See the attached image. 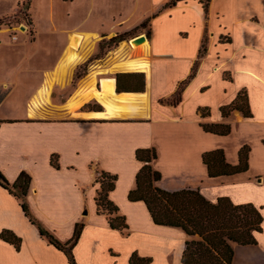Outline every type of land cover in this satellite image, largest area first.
Here are the masks:
<instances>
[{
	"label": "crops",
	"instance_id": "1",
	"mask_svg": "<svg viewBox=\"0 0 264 264\" xmlns=\"http://www.w3.org/2000/svg\"><path fill=\"white\" fill-rule=\"evenodd\" d=\"M25 1L0 0V20L19 15L20 3ZM129 1L134 6L139 4V0ZM167 1L152 0L146 11L159 5V9L152 11L151 15L157 14L153 20L160 13L168 17L177 14V19L184 17V23L178 24L173 34L188 37L187 30L192 29L197 31L198 41L192 52L182 49L183 46H162L151 28L147 39L148 55L150 51L153 55L152 78L149 93L144 92L148 94V104L151 96L152 107L150 117L144 121L100 122L47 115L44 107L50 104L53 88L71 75L69 71L66 78L57 76L59 53L62 57L75 33L99 32L82 26V22L57 28L56 21L64 17L57 11L68 4L75 7L80 0H30L26 10L33 19L32 36L22 23L17 32L14 25H0V172L11 183L22 171L30 175L26 197L29 208L60 241H68L75 225L84 223L73 249L77 264H129L133 252L151 258L149 264H182L185 231L157 225L146 204L130 201L128 194L136 187L142 166L136 150L156 144L152 122L189 124L199 139L194 147L199 175L169 177L162 166L155 164L153 167L162 175L157 185L168 191L198 189L214 203L220 197H229L236 205H255L263 215V231L257 234L255 245L233 244L232 264H264V173L257 172V165L263 164V160L255 158L251 143L248 174L221 176L223 181L210 178L208 173L206 177L201 164L205 151L222 148L228 162L237 164V152L246 141L212 139L213 135L200 127L228 123L232 133L234 127L240 130L246 122L264 123V0H211L207 14L199 0L182 1L159 11ZM217 1L223 3L217 5ZM160 23L163 25L164 19ZM53 31L59 34L58 41L39 38L42 32ZM221 36L226 40L222 42ZM203 43L205 53L201 55ZM197 61V72L185 87L181 102L176 106L160 104L159 98L172 95ZM176 72L180 75L171 79ZM160 85H169V89L160 91ZM44 87L50 89V94L46 92L43 100L41 97V107L32 108ZM242 89L247 90L252 116L246 118L238 110L223 116L221 107L230 104ZM199 107H208L210 115L201 116ZM202 142L206 144L198 146ZM256 146L259 151L260 142ZM53 155H57L58 168L51 163ZM97 171L117 175L109 198L118 206L119 214L126 217L128 228L124 231L113 229L108 216L97 211ZM6 229L22 242L17 249L0 238V264H70L66 254L42 237L38 227L29 221L20 200L0 185V233Z\"/></svg>",
	"mask_w": 264,
	"mask_h": 264
},
{
	"label": "trees",
	"instance_id": "2",
	"mask_svg": "<svg viewBox=\"0 0 264 264\" xmlns=\"http://www.w3.org/2000/svg\"><path fill=\"white\" fill-rule=\"evenodd\" d=\"M26 1L20 3L21 8L28 6L30 0ZM182 1L188 0H168L159 11L172 8ZM199 2L207 14L211 0H199ZM27 14L24 12L22 17L18 14L5 17L0 20V25L13 26V24L16 25V23L20 24L25 21L33 27V19L31 15ZM156 15L146 18L135 30L150 26ZM32 32L30 31L31 36L33 35ZM129 35V31L116 34L106 42L107 47H113L114 43L117 45ZM149 35L147 34V37ZM220 40L223 42L226 39L221 36ZM204 53L205 46L203 43L200 54ZM198 65L199 62L197 61L191 74L179 83V87L174 92L179 94L176 101L161 98L159 102L172 106L178 105L182 100L184 91L182 88L195 76ZM225 77H229V75H225ZM116 79L119 92H144L145 79L143 73H119ZM220 110L225 117L234 110L241 111L246 118L251 117L252 112L247 90L242 89L230 104L222 106ZM198 112L203 117L210 115L208 107H199ZM201 126L204 131L221 136L228 135L232 129L231 125L226 123L201 124ZM249 152L248 146L242 147L238 152L237 164L228 162L222 149L204 152L202 161L210 178L232 176L249 169ZM136 158L142 163V166L136 176V187L130 190L128 198L132 202L143 201L157 225L181 228L185 231L187 240L182 254V264H232L233 244L246 246L258 243L257 234L263 231V215L255 205L251 203L236 205L229 197H220L214 203L208 200L198 189L165 190L157 185L162 175L153 167V161L157 158L156 149L154 147L138 148ZM51 163L54 167H59L57 155L51 157ZM116 180L117 175L98 171L96 182L100 183V189L95 201L98 213L108 216L110 226L113 229L124 231L128 228L126 217L119 214L118 206L109 198V193L115 188ZM30 183L31 177L25 171L21 172L14 183L8 181L0 172V185L20 200L25 215L32 224L38 227L40 235L57 249L63 251L70 264H77L73 249L81 236L84 223L80 222L75 225L73 236L68 241L63 242L57 239L53 233L39 223L30 211L26 200ZM0 238L14 244L17 249L21 246V238L8 229L0 233ZM150 261L151 258L141 257L137 252H133L129 264H149Z\"/></svg>",
	"mask_w": 264,
	"mask_h": 264
},
{
	"label": "rangeland",
	"instance_id": "3",
	"mask_svg": "<svg viewBox=\"0 0 264 264\" xmlns=\"http://www.w3.org/2000/svg\"><path fill=\"white\" fill-rule=\"evenodd\" d=\"M157 1L159 0H155V2ZM218 1L216 3L217 5L223 3H219ZM151 6L152 0H139V4L137 3L135 6L129 0H80V2L77 3L75 7L74 5L71 6V4H68L64 6V9L60 8L57 11L59 15L64 16L59 18V21H56L58 29L62 26H73L78 24L79 22H82V26L85 25L84 27H89L98 30L99 32L94 33L97 34V38L95 41L92 39V37H90L89 40H87V42L84 44L83 48L80 50L78 58L81 60H79V63L73 68L72 72H70L71 75L68 76L62 84H58L56 88H53L52 97L49 100L50 104L47 107H44L47 111V115L57 114L58 117L85 119L89 121L100 122L144 121V119L150 117V111L152 107L151 96H149V104L148 102H146V104L143 103V105L141 104L138 107H127L121 109L123 110V112L115 117H92L91 115H89L90 112L94 111H101L103 113L108 112L105 111V107L100 102H98L96 99L92 98L91 95H89V90H83L81 95L82 99L79 101V103H76L73 106H69L68 101L77 90H80L79 88L83 84V82L88 80V78H90L91 74L93 73H95L96 75L95 88L97 89L100 88V80L103 78H116L117 74L119 73H143L145 79L144 91L148 92L152 73H150L151 77L149 78V84H147V74L145 72L122 70L112 71V69H110V66L112 64L113 59H115L117 56L130 55L133 53L134 47L137 48L142 45L141 43L135 45L127 44L126 42L128 40L141 34L147 36V34H150L151 28L153 29L154 35H156V37L158 38V43L162 44V46H172L174 48L175 46L181 48L183 46L182 49L187 48L189 50L191 49V52L193 51L192 49H194L197 45L198 33L195 30L189 29L187 30L189 32L188 37H182L181 35L173 34V31L176 29V27H178V24H183L185 21L184 17L177 19V14L173 15V17H168V15L161 16L162 14L160 13L161 17L159 16L160 18L158 17L154 20L152 19L150 26L148 25L144 28L135 30V28L139 25H136L137 23L141 22L144 18L152 16V11H156L157 9H159V5H154L153 10L146 11L147 9H150ZM27 8L28 6H26V8H21L22 12H19V15L21 17L23 16L24 12L28 13L27 15H30L29 12L26 10ZM67 10H69V15H67ZM162 19H164L163 25H161L160 23ZM195 20L196 19H193V22ZM13 21L14 20L12 19V22ZM22 24L27 26L29 33L30 31H33V27L29 26L25 21H23ZM22 24H13L15 26L14 31H20L19 27H22ZM191 26H193V23L191 24ZM124 29H126L125 31L130 32L129 37L123 39L117 45H115L116 43H114L113 47H107L106 42L110 38L114 37L116 34H121L125 32ZM89 34H91V36L93 35L92 33ZM44 37L48 39L50 38L52 39V42H55L58 41L59 34L55 31H53L52 33L42 32L39 38L42 39ZM21 38L22 35L19 36V40H22ZM216 43L219 44V37H216ZM61 54L62 52L59 53V58H61ZM147 58L152 68L153 55L151 51ZM179 75L180 74L176 72L173 77L171 76V79H174ZM59 81L60 80H57V82ZM162 82L164 83L165 80H162ZM187 83H185V85L183 86V90L188 85ZM178 87L179 86H177V88ZM168 89L169 85H160V91L165 92ZM178 97L179 94L174 93L166 99L174 102L178 99ZM160 99L161 98H159V100ZM108 114L110 113L108 112ZM152 125L153 134L156 142L154 148L157 151V158L153 161V165L158 164L159 166H162L164 168L165 175L169 177L174 176V178H189L193 177V175H199L197 166L195 164L194 155V147H196L197 143L199 142L195 130L191 126H189V124L176 123L172 121H153ZM200 127L202 130H204L202 126ZM209 134L213 135L212 139L222 140L223 142H228L230 139L233 141L243 139L246 141V143L243 144L240 149L244 146H248L250 148V152L252 149L251 143L254 144L256 152L255 158L263 160V164L257 165V172L264 173V123L246 122L242 124L240 130L234 127L232 133L230 132L228 135L225 136L213 133ZM258 142H260L261 146V149L259 151L256 146ZM200 144L198 146L203 147L206 142H202ZM208 151L212 150H207L205 152ZM201 164L202 170H206L205 175L207 177V169L206 166H204L202 160ZM248 170L246 172H243V174L240 173V175L248 174ZM223 180L224 178L217 179V181Z\"/></svg>",
	"mask_w": 264,
	"mask_h": 264
},
{
	"label": "bare ground",
	"instance_id": "4",
	"mask_svg": "<svg viewBox=\"0 0 264 264\" xmlns=\"http://www.w3.org/2000/svg\"><path fill=\"white\" fill-rule=\"evenodd\" d=\"M90 37H92V39L95 41L97 34H93L91 36L89 33L78 32L72 36L70 41L71 46L69 45L65 48L59 65L57 66V76L59 78L65 77L68 72H71V70L79 63V60H81L78 58L79 52ZM132 44L135 45L133 39H131L130 42V45ZM141 44L142 45L140 47H134V49L132 48L134 50L132 54L127 56H123L121 54L122 56H117L115 59H113L110 69H112V71L122 70L145 72L147 74L146 78L148 81L152 69L147 58L149 48L148 39L146 38ZM115 81V78H103L100 80V88L97 89L95 88L96 75L95 73L91 74L90 78H88V80L83 82V84L80 86V90H77L69 99V106L79 103V101L82 99L81 95L83 90H89V95L100 102L105 107V111L110 113L108 114V112L103 113L101 111H94L89 113V115L92 117H115L123 112L121 109L127 107H138L141 104L143 105V103L146 104V102H148V94L146 92H116ZM48 89L46 90L45 87L42 89L40 92L41 96L37 97L33 101L32 108H39L42 106V100L44 99L43 95H46V92L50 94V89L49 91Z\"/></svg>",
	"mask_w": 264,
	"mask_h": 264
},
{
	"label": "water",
	"instance_id": "5",
	"mask_svg": "<svg viewBox=\"0 0 264 264\" xmlns=\"http://www.w3.org/2000/svg\"><path fill=\"white\" fill-rule=\"evenodd\" d=\"M146 38H147L146 35L141 34V35L136 36V37H134V38H132V39L134 40V43H135V44H139V43H142ZM130 42H131V39L128 40L126 43H127V44H130ZM115 80H116V78H115ZM115 85H116V86H115V87H116V92H118V90H117V80L115 81ZM99 87H100V85H99Z\"/></svg>",
	"mask_w": 264,
	"mask_h": 264
},
{
	"label": "built area",
	"instance_id": "6",
	"mask_svg": "<svg viewBox=\"0 0 264 264\" xmlns=\"http://www.w3.org/2000/svg\"><path fill=\"white\" fill-rule=\"evenodd\" d=\"M14 39L16 38V37H13Z\"/></svg>",
	"mask_w": 264,
	"mask_h": 264
}]
</instances>
